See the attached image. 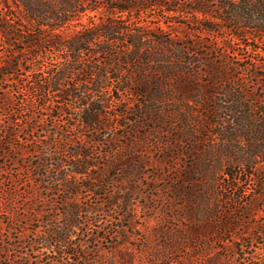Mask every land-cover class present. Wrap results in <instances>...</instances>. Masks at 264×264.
I'll use <instances>...</instances> for the list:
<instances>
[{"label": "trees", "instance_id": "16d2710c", "mask_svg": "<svg viewBox=\"0 0 264 264\" xmlns=\"http://www.w3.org/2000/svg\"><path fill=\"white\" fill-rule=\"evenodd\" d=\"M242 49L264 55V0H0V83L7 76L23 82L31 98L20 105L28 112L26 120L34 108L47 111L57 103L56 119L63 122L58 127L88 131L48 134L72 143L66 156L74 160L68 166L58 156L51 163L60 173L56 181L68 186L69 168L84 176L89 164L78 160L90 153L82 150L89 147L83 136L91 142L98 134L113 136L112 147L123 137L111 157L131 160L138 145L149 148L150 134H136L141 126L150 127L168 137L162 146L156 138L162 150L171 152L180 144L184 159L203 153L174 190L175 198L189 203L196 196L187 184H200L205 212L193 217L203 220L188 229L200 236L203 229L217 233L230 227L232 216L250 218L256 201L264 198L247 187L256 181L253 173L264 169V84L257 82L259 72L253 74L256 80L231 74L226 58V52L236 57ZM2 99L11 104L9 91ZM7 120L0 122V143L19 135L15 117ZM176 126L179 135L170 138ZM30 128L34 134V125ZM209 131L202 149L206 138L198 137ZM119 149L123 153L117 158ZM44 159L40 166L47 168ZM196 174L203 184L192 177ZM256 230L264 242V222ZM58 233L45 236L46 247L69 245ZM81 241L71 242L72 252L63 253L78 255L85 248Z\"/></svg>", "mask_w": 264, "mask_h": 264}, {"label": "rangeland", "instance_id": "374dc122", "mask_svg": "<svg viewBox=\"0 0 264 264\" xmlns=\"http://www.w3.org/2000/svg\"><path fill=\"white\" fill-rule=\"evenodd\" d=\"M208 56L213 58V54ZM226 58L232 64L231 74L243 73L246 80H256L253 74L259 72L257 82L264 84V55L242 49L236 57L226 52ZM8 91L12 99L7 105L2 96ZM30 99L23 82H14L7 76L0 83V106L6 109L0 107V122L7 124L8 116L15 117L14 128L19 134L0 143V264H264V242L256 230L264 222V198L256 201L258 209L250 213V218L236 220L232 216L230 227H221L217 233L203 229L200 236L189 232L194 222L203 220L193 217V213L202 216L205 212V204L198 197L200 184H187L189 192L196 196L189 203L175 198L174 190L180 185L179 176L188 174V167L198 165L201 151L181 158L182 145L171 152L162 150L154 143L159 138L162 146L168 138L166 134L141 126L136 135L149 133V148L143 142L131 160L113 162L111 148L121 146L123 137L118 136L120 141L112 147L113 136L98 134L94 142L83 136V144L89 147L82 150L90 155L78 161L89 166L84 176L65 169L67 186L64 181H56L60 173L51 163L58 156L68 166L74 160L66 156L72 143L48 134L59 130L70 136L86 130L76 126L70 132L68 124L58 127L63 122L56 119L60 114L57 103L47 111L34 108L29 112L30 120H26L28 112L22 111L20 105L22 100ZM33 125L34 134L29 132ZM44 125L48 131L40 133ZM177 135L176 126L169 137ZM210 136V131L206 136L199 135L198 139L206 138L200 144L202 149ZM122 151L115 152L117 158ZM42 158L48 159L47 168L40 166ZM253 174L256 181L247 186L249 191L264 193V169ZM192 177L203 180L197 174ZM72 185L78 186V192ZM68 214H72L73 224L68 222ZM55 232L67 236L69 245L63 243L60 250L46 247L45 236L53 238ZM80 240L85 248L78 255L69 257L63 253L72 252L71 242Z\"/></svg>", "mask_w": 264, "mask_h": 264}]
</instances>
